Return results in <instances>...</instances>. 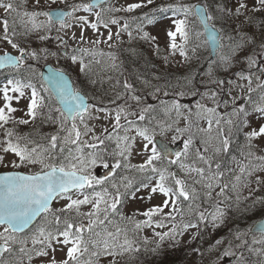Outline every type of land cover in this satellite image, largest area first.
<instances>
[{"label": "snow or ice", "instance_id": "6c2138e0", "mask_svg": "<svg viewBox=\"0 0 264 264\" xmlns=\"http://www.w3.org/2000/svg\"><path fill=\"white\" fill-rule=\"evenodd\" d=\"M34 2L36 6H39L41 0H34ZM58 2L67 4V0H46L49 10L20 13L18 11L19 6L13 3L12 0H0V9L4 12V16L0 17V25H2L3 29L2 34H0V40L6 42L19 53L18 55H12L8 51H4L0 55V68L11 66L19 69L27 59H38V54L35 50L26 51L14 41L12 37L16 35V31L15 28L10 29L9 17H12L13 22H15L16 17H27L26 24H30L31 27H26V34L40 30H43L45 33L64 31L67 34L68 29L79 27L81 30L79 35L80 42L82 44L90 43L96 45L106 41L99 39L87 40L85 38L86 29L90 28L93 32H99L101 27L107 29L109 28V24L116 25L119 23L115 18L105 20L106 12H133L146 6L145 3L141 2L129 4L126 8L105 9L103 5L108 0H90L88 3L67 5V9L70 10L51 9L50 6ZM146 3L152 4L153 0H146ZM97 8L100 10L95 11ZM167 10L164 8L160 9L162 12ZM171 10L174 15L180 14L184 17L183 19H174V30L167 32L168 47L173 55L179 52L181 57L188 58L187 45L192 39L188 17L193 15L200 21L201 28L203 29L195 33V38L199 40L203 36L204 42L208 44L209 48L215 49L225 71L231 66V62L237 54L245 50L246 44L254 43L251 38L245 40L244 35H241L240 41H235L233 37L229 36L228 39L232 41V44L229 46L230 54L222 55L221 50L224 48L222 43L224 36L221 34L222 29H218L215 23H212L216 20V17L209 15L207 8L191 5L178 8L173 7ZM248 10L249 4L247 0H236L232 8L225 5L218 9L225 16H234L236 18L243 16ZM251 10L255 12L264 11V0H254ZM79 12L88 13L89 16H94L95 19L90 20L89 16L77 15ZM39 16L45 17V20L37 23L36 19ZM148 23H152V20L148 19ZM123 30H128L127 23L123 26ZM10 31L11 37L9 35ZM119 34V32L116 33L117 36ZM128 34L131 37V32ZM57 38L61 39V46L66 48L67 42L63 41L61 37ZM112 38V33L109 31L108 41H111ZM142 38L145 40L155 39V37H149L146 32ZM39 39L44 41L49 39V37L48 35H40ZM71 39L74 41L77 39L74 32L71 35ZM197 47H199V44L193 47L192 51L195 52ZM261 48L262 51L256 54L261 58L260 63L251 55H246L244 59L247 62L249 70L256 67L264 75V67L260 66V64H264V44L261 45ZM44 51L47 52V50ZM52 55H56V53H52ZM63 55L70 59L73 64L78 63L81 72H86L89 64L85 63V57L95 58L97 55L103 56L104 53L95 49L77 46L72 49L71 54L64 51ZM96 62L99 63V61ZM209 75H211V72H209ZM236 75H238L240 80L247 81L249 95L240 98L245 102L240 105H237V98L233 97V109L230 115L238 119L241 117L246 118L249 112L245 104H251L252 111L259 114V118L264 119V82L257 84L262 94L259 96L258 101H253L251 97L253 91L251 87L253 83L252 75H245L243 71ZM48 79L50 83L54 84V94L60 103V107L54 109L59 113L60 131H67V136L62 139L65 143L77 145L76 152L82 153V148L80 147L81 136L87 135L88 132L92 131L88 127L85 117L99 119V117L91 115V110L94 106L87 103L84 96L72 87L62 71L51 72ZM256 80L260 81V76H257ZM214 83L222 85L224 81L216 80ZM229 83H232V81H229ZM123 87L126 90H132V86L127 82L124 83ZM239 87L243 91L245 86L241 84ZM26 89H30L31 91L25 115L31 120H35L44 105V97L35 85L31 82L24 83L19 79H9L3 87H0V98L3 100V106H0V128L4 129V139L0 140V151L5 154L11 153L18 158V162H11L12 167L19 168L24 165L39 164L41 169L39 172L29 175L20 173L0 175V228L3 229V231H0V264H9L3 257L5 253H12V245L17 243L21 245L19 252L27 256L29 261L32 260L33 254L37 257H49V251H51L53 255L47 260V264H97L101 256L115 257L123 255L125 252L139 251L138 248L133 247V243L127 238V229H121L117 226L115 231H111L106 225L114 224V218L118 216L121 220H127L133 224L134 230L163 228L166 226V220L175 222L177 216L182 217L184 215L186 209L183 202H187V211L191 213L195 201L199 199V193L185 179L180 178L178 173L171 171V165H177L179 169L184 170L186 176L195 173L198 179L193 180V184H201L207 190L205 196L209 199H211L214 187H220L219 181L223 176V173L219 171L221 165L216 163L215 168L217 171L214 172L212 170V159L201 153L199 149L196 151V158L206 165V167H195L184 162L189 156L193 143L191 137L183 141L182 152L171 153L167 144L160 143L157 145L155 127L140 126L136 121L128 120L129 114L137 115V113H128L124 107H119L116 110L112 133L106 135L104 139L94 136L93 139L96 143L84 142L85 147L91 148L94 151L87 153V155L73 156L72 150L69 149L68 156L57 162L55 150L57 149V141L60 139L58 135H51L49 146L45 147L35 144L26 137L17 136L12 129L6 128V125L10 122H16L12 114L18 111V109L12 106L13 100L19 103L20 99L25 97ZM45 91H49V89H45ZM155 91L158 92L160 89L157 88ZM9 93H12V95ZM167 94L165 92V95ZM179 95L182 97L184 93L181 92ZM209 98L215 100L216 93L213 92ZM131 99L137 104H140L142 100L141 97L136 95H132ZM185 107L179 101L174 100L171 109H167L166 111L174 110L179 117L182 109ZM195 107V113L189 110V117L195 115L207 119L208 131L212 129L213 121H215V124L219 128L223 117L217 113L216 108H207L201 103H197ZM217 107H219V102H217ZM153 110L152 105L141 107L138 114L139 121L147 119L148 124H151L154 117L148 118L146 114ZM96 111L104 112L107 117V109L97 108ZM122 116L127 122L126 125H121L120 123ZM189 117H185V119ZM48 119H52L51 115L48 116ZM77 120L84 126V133H81L79 130L76 123ZM69 121H71V127L66 129L65 125ZM29 122L28 119L18 121L19 124H28ZM189 122L191 123V121ZM226 123L232 125L233 120L228 119ZM241 123L248 126L246 119L241 120ZM156 127L160 128L161 135L171 129L170 124L158 123ZM121 128H123L125 133L134 132L135 135L129 136L125 134L120 136L118 132ZM188 130L187 127L175 129L177 133L181 134ZM104 131L107 133L108 129H104ZM220 135L223 138L220 141V146L215 148L216 154L221 152L227 153L230 147V139L224 135L222 128L220 129ZM259 137H264V124H261L258 129L253 128L247 133L246 140L248 141L249 149L252 147V141ZM137 138L142 142V152L138 154L144 155V161L143 163L134 165L129 163V160ZM113 139H115L116 148L119 151H114L111 154L114 163L110 165L102 154L100 146L104 145L105 140ZM176 139L177 137H172L173 141ZM207 151L208 149L205 148L204 152ZM60 152H64L63 147L60 148ZM172 155L175 156V159L169 158ZM248 155L251 156L252 153L249 152ZM256 159L264 161V157L261 156L256 157ZM4 160L5 157L0 155V164H4ZM237 163L239 164V162ZM97 165H102L104 169L109 170L103 178H98L92 174L91 169ZM256 167L252 165L251 161L248 164H239L240 174L236 175L234 179L238 182L244 175L251 176ZM120 169L145 175L139 185L134 186L135 181L133 178L127 175H118L117 170ZM260 170L264 171V166H260ZM260 182L261 180L258 178L257 183ZM98 186L99 190H97ZM228 187L229 185L225 183L218 195H223L224 190ZM232 187L235 188L236 185L233 184ZM141 188L149 189V200L153 195L158 193L163 197L162 202L144 211H138L137 214L144 217L142 220H135L133 217L124 216L121 212L124 199L128 196L135 198V193L140 191ZM58 200L66 201V203L62 207L54 209L52 207L53 201ZM84 206H90L89 210L86 212L82 211ZM166 209L168 210L167 212L165 211ZM210 215L215 227L218 226L217 221L222 222L224 212L222 209L217 208L215 213ZM37 217H41L43 223L30 237L33 248L28 250L23 246L28 243V239H18L17 234L23 233ZM157 217H159V220L155 219ZM198 219L199 222L204 223L207 217L201 211L198 213ZM178 227L177 224L173 223L172 229L169 232H154V235L159 237L161 241L166 237L174 239L177 234H182L183 230L190 227L197 228L198 224L191 222L184 223L180 233L177 231ZM257 231L261 236H264V224L259 225ZM86 233L87 236L85 235ZM122 233L124 234V240L123 243H120ZM236 239L239 240L240 236L237 235ZM144 243L147 244L148 240L145 239ZM221 243L222 241L220 240L216 241L217 246ZM57 246H60L62 250L66 248L65 258L60 261H57L54 255ZM239 246L237 245V247ZM230 248L231 245H229L228 249L223 250L213 264H220V261L225 257H235L236 264H245L242 254L237 257V254L231 251ZM86 254L88 255V259H82ZM20 264H22V261ZM109 264H116L115 259L109 261Z\"/></svg>", "mask_w": 264, "mask_h": 264}, {"label": "rangeland", "instance_id": "374dc122", "mask_svg": "<svg viewBox=\"0 0 264 264\" xmlns=\"http://www.w3.org/2000/svg\"><path fill=\"white\" fill-rule=\"evenodd\" d=\"M89 0H67V4L64 3H56L52 4L50 7H62L67 9V5H71L73 3H88ZM208 0H153L152 4H147L146 0H109L107 3V7L105 9H115V8H126L129 4L133 3H145L146 6L136 9L134 12L142 11L144 9H147L146 7H150L151 9H161L160 7L164 6H170L172 4H177L178 6H191L195 3L201 2L205 5V7L208 8ZM218 3H216L213 7V11L217 18V24L216 27L218 29H222L221 34L224 36V39L222 41L224 48L221 50L222 55H228L230 54V45L232 44V41L228 39L229 36L233 37L235 41H240L241 35H244L245 40H248L251 38V40L254 41V43H248L246 44L245 50L241 51L237 54V56L233 59L231 62V66L228 68L227 71H225L224 67L221 65V61L219 59V56L216 54L213 60H209V58H205V53H202L201 49L200 52L192 51L191 46L187 47V56L188 58L185 59L184 57H181L179 55V52H177L175 55L171 53V50L168 47V38H167V32L170 30H174V19H183L184 17L182 15L173 13H167L166 16H163L162 18L154 21L153 23H148L143 28L140 26H137V29H134L133 27H130L127 23L128 14L127 13H134V12H126V11H111L105 13V20H109L112 18H115L119 21L118 24L113 25L109 24V28H103L101 27L99 29V32H93V30L86 29L85 30V38L87 40H101L106 42H101L99 44L93 45V44H82L79 40L80 35V28L79 27H73L71 29L67 30V34H65L64 31L56 32L52 31L50 33H45L43 30L31 32L28 35L20 36L16 33L14 37V41L17 43L19 39H23L26 36L31 38H26L27 40H30L31 44L26 45V51H33L35 50L38 54V59L41 60L42 63H51L54 66H58V63L63 62L66 64L70 70H75L73 72L77 82L82 85L83 87H86L85 94L87 97L92 101L91 105H93V109L91 110V115L93 117H99V119H90L87 116L85 117L86 123L88 124V127L92 129V131L88 132L87 135H82L80 140V147L82 148V153L76 152L77 145L71 144V143H65V141L62 139L63 137L67 136V131H60V124L57 127L59 123V113L55 112L51 107H46V104L44 103L41 110H44L48 112L49 115H51L52 120L54 121V126L52 127L53 135H58L60 139H58L57 143L60 145H64L68 147L67 150V156L69 154V149H72V155L73 156H80V155H87V153L94 151L91 148L85 147L84 142L88 143H96V141L93 139L94 136H99L101 139H104L106 135L113 132V125L115 123L114 116L116 113V110L119 107H124L128 113H137V115H128V120L136 121L140 126H148V127H155L157 137H160L161 139L165 140L166 142H172L175 143L176 141H184L188 139L189 137L192 138V146L189 151L188 158L184 161L186 164L195 166V167H206L202 162L198 161L196 158V151L197 149L200 150L201 153H203L205 156L212 159L213 164V171H217L215 168V164L219 163L221 165V168L219 171H221L223 168H225L228 171L233 170V174L230 177V184L227 189L224 190L223 195H218L220 193L221 187L226 183L223 181V176L221 180L219 181L220 187H214L211 195V199L207 198L205 195H203L204 199L202 201L201 194H203V191L205 188L201 184H193V180L198 179L195 173H192L190 176H186L184 170L179 169L177 165H171L170 170L173 172L178 173L179 177L182 179H185L188 184L192 187H195L196 189L200 187L201 190L199 193V199H197L193 205V211L189 213L187 211V206L185 207V213L184 215L177 216V219L175 222L173 221H165L166 226L163 228H145L143 230H134V227L130 228H124L127 229V234H132L130 237H133L137 240H144L147 239L154 243H161L162 241L159 239V237L154 235V232H169L172 229L173 223L177 224L179 227L177 229L178 233H180L182 229V225L184 223L190 222L188 217L196 214V218L194 219L196 224H198L197 228H188L186 230L182 231V234H177L174 239L178 240L179 243H181L180 248L176 251L175 255L173 256V260H178V264H213L214 261L217 260L220 253L229 248V245L227 244V240L225 236L219 235L216 232H212V229L214 228L213 223L211 221V217L207 219L204 223L199 222L198 220V213L203 211L204 208L199 204L200 202L207 203L209 201H213V203L216 204V207L213 208V212L215 213L217 208H220L224 212L223 220L217 221V224L220 225V223L225 226L227 225L233 226V223H230V219L228 218L227 211L225 210L227 199L231 200V210H234V206L236 204V198L237 193L239 195V198L242 199L247 196V199L249 198L250 204H252V207H255V204L257 203V200L261 199L260 197L256 196L254 198H250L255 190L257 188L262 187L264 185V171L260 170V166H264V161L257 160L256 157L261 156L264 157V137H259L256 140L252 141V147L249 149L248 147V141L246 140V135L248 132H250L253 128L258 129V127L261 124H264V119L259 118V114L254 113L252 111V105L251 104H245L247 111L249 112V115L244 118L241 117L238 119L235 116H231L230 113L233 109L232 100L233 97L237 98V105L244 104V100H241V97H247L248 91H247V81L246 80H240L237 73H240L241 71L244 72L245 75H252L253 83L251 85L254 96L256 101H258L259 96L262 94L261 89L257 87L258 83L264 82V75H262L256 67H253L251 70L248 69L247 62L245 61L244 57L246 55H251L256 58L257 62L260 63V57L256 54L262 51L261 45L264 44V30L259 25L260 23L264 26V11L261 12H255L252 11V7L254 5V0H247V3L249 4V10L244 13L243 16L236 18V17H227L224 15V13L218 11V9L221 6H227L229 8H232L235 4L236 0H217ZM14 2V0H12ZM21 10V11H20ZM42 10H49L48 5L46 3V0H41V3L39 6L35 5L34 0H22L21 5L18 7V11L20 13L23 12H32V11H42ZM100 9H95V11H99ZM77 15H85L89 16L88 13L79 12ZM4 16V12L2 9H0V17ZM27 17L19 18V20H15L13 22L15 25H17V21L24 22V27H31L30 24H26ZM90 20H94V16H89ZM45 20V17L39 16L36 19L37 23H40ZM188 21L190 24V29L194 30L192 26L193 19L191 16L188 17ZM12 22V21H11ZM71 22V21H70ZM128 24V30L124 31L123 26L125 24ZM22 26V23H19ZM12 26V24H11ZM13 28V26H12ZM11 29V27H10ZM201 30V29H200ZM2 25H0V34H2ZM111 31L112 33V40L108 41V33ZM75 33L77 36V39L74 41L71 39L72 33ZM119 32V36L116 35V33ZM129 32H131V37L129 36ZM148 33L149 37H155L154 40L149 39L145 40L143 39V34ZM192 32V31H191ZM33 34V35H31ZM11 37V31L9 33ZM40 35H48L49 39L41 41L39 39ZM57 37H61L63 41L67 42V47H62V41L61 39H58ZM131 38L132 41H137L139 43H143L144 48L146 49V52L149 53L150 56L155 58V61L157 62V67L154 68V71L149 72L148 80L144 79H129L124 74V80L122 81H116L114 84L120 86L118 90L113 93L114 88H108L107 92L110 93V95L105 97L103 91L101 88L97 89H90L87 87V85H91V83H88L84 78L81 76L80 71V65L73 64L70 59L65 57L63 55L64 51H67L69 54H71L72 49L80 46V47H86V48H92L97 49L98 51H101L105 54H116L118 51L122 48L125 41L127 39ZM157 49H159L157 51ZM44 50H47L45 52ZM4 51H8L11 53H14L18 55L19 53L12 49L10 45H8L6 42H3L0 40V53H3ZM52 53H56V55H52ZM201 54V56H200ZM47 56V58H45ZM191 56H196V59H191ZM61 61V62H58ZM239 61V62H237ZM261 67H264V64H260ZM72 67V68H71ZM176 70L178 74H176L175 78H173L172 73ZM191 70L193 72H191ZM209 72H211V75H209ZM70 74V73H69ZM181 74V75H179ZM165 75L168 77L165 78ZM260 76V81L256 80V77ZM87 78H90V75L86 76ZM220 80L224 81L222 85H217L214 83V81ZM229 81H232V83H229ZM127 82L132 86V90H126L124 87V83ZM190 82V83H189ZM243 84L245 87L243 91H241L239 85ZM4 85L1 84L0 87H3ZM159 88L160 91H155V89ZM30 89H26V95L25 97L21 98L19 103H17L15 100H13L12 106L14 108H17L18 111L13 113L15 123L10 122L8 125H6V128L12 129L14 133L21 132L24 128L29 127L30 123L33 121L25 115L27 112V104L29 102V96H30ZM165 92L168 94L165 95ZM183 92L184 95L181 97L179 93ZM216 93L215 100L210 99L209 97L212 95V93ZM195 93V95H193ZM207 95H202V94ZM12 95V93H9ZM132 95H136L142 98L141 103L137 104L134 100L131 99ZM155 97V98H154ZM174 100L179 101L182 105H185L186 107L182 109L181 115L178 117L176 112L174 110L166 111L167 109H171L172 102ZM163 102V103H162ZM217 102H219V107H217ZM201 103L205 105L207 108H216L217 113H219L220 116L223 117L221 120L219 128L215 124V121H213L212 129L211 131H208V122L207 119H203L200 117H197L195 115L189 117V110H191L193 113L196 111V104ZM146 105H152L153 111L146 114V117L152 118L151 124H148L147 119L145 121H139L138 114L140 112L141 107ZM227 105V106H225ZM0 106H3V100L0 98ZM97 108H105L107 109V117L105 116L104 112H97ZM185 117H189L188 119H185ZM21 119H28L30 122L28 124H19L18 121ZM228 119L233 120L232 125H228L226 121ZM246 119L247 125L245 126L243 123H241V120ZM178 121V122H176ZM191 121V123L189 122ZM77 126L81 133L85 132L84 126L80 123L79 120L76 121ZM121 125H126L125 119L121 118L120 121ZM170 124L171 129L164 133L163 135L160 134V128L156 127L157 124ZM66 129L71 127V122H68L65 125ZM188 128L189 130L184 133H177L175 131L176 128L184 129ZM236 127L237 131L234 134H243V138L241 137V142L239 143V152L242 154L244 159L247 163L251 161L252 165L257 166L255 170L253 171V174L251 176L244 175L242 176L240 181H236L234 177L238 174V165L234 161H230L227 157L230 156V151L227 153L221 152L219 154L215 153V148L220 146V141L223 138L220 135V129L222 128L224 131V135L228 136L230 139V146H231V136L233 133L234 128ZM104 129H108V132L106 133ZM203 129V131H201ZM4 129L0 128V140L4 139ZM129 135L134 136V132L125 133L123 131V128H121L118 132V135ZM177 137L175 141L172 140V137ZM38 138V137H36ZM74 138V134H73ZM48 139V138H47ZM105 142H110L111 144H114L115 151H119V149L116 148V141L113 140H105ZM207 148L208 151L204 152V149ZM230 148V147H229ZM100 150L102 151V154L104 155L105 159L109 162L111 165L114 163V161H110L108 159L107 153H105L104 146H100ZM183 151V148L180 152ZM142 152V142L139 138H137L136 144L133 148L132 155L130 157L129 163L131 164H140L144 161V155L138 154ZM251 152L252 155L249 156L248 153ZM0 155H3L5 157L4 164H0V170H21L25 172H30L34 170H40L41 166L39 164L36 165H24L19 168L12 167L11 162L17 161L18 158H16L13 154L8 153L5 154L2 151H0ZM175 159V157H174ZM166 163V161H165ZM234 163V165H233ZM99 169H103L102 165H97L96 167L92 168V174L96 175L95 171ZM35 172V171H34ZM118 175H127L130 178H133L135 181V185H139L140 181L143 180L145 174H140L136 172H127L123 169L117 170ZM98 177V175H96ZM99 178V177H98ZM260 179L261 182L257 183V179ZM118 179V177H117ZM255 181V182H254ZM263 183V184H262ZM235 184L236 187L233 188L232 185ZM262 184V185H261ZM99 190V186L97 188ZM111 190V189H110ZM123 191V189H121ZM205 194V193H204ZM150 195L149 189L141 188L140 191L135 193V198L128 196L124 199L123 205L121 206V212L123 215H130L129 217H133L135 220H142L144 217L138 215V211H144L149 207L159 205L163 197L159 195L158 193L156 195H153L152 198L149 200L148 196ZM219 197L220 201H218L215 197ZM250 196V197H249ZM82 198V197H81ZM66 201L58 200L54 201L53 208H60L62 207ZM198 205V207H197ZM90 206H84L82 208V211H88ZM225 210V211H224ZM168 211L167 209L165 210ZM159 220V217L155 218ZM86 223V220H85ZM116 221H114V224L112 225H106L109 230L115 231ZM0 231H3L2 228H0ZM241 232L244 231H238L235 233L234 240L236 244L231 245L230 250L236 252L237 250H244L247 252L249 249L253 251V257L254 258H260L262 257L256 243L258 241H261V237H253L252 241H248L245 238V235L241 236ZM237 235L240 236L239 241L236 239ZM28 238V243L26 245H23L26 249L31 250L33 248V245L31 243L30 237ZM128 238V237H127ZM168 239L167 243L171 242L170 237H166ZM129 239V238H128ZM124 240V234L122 233L120 236V243ZM222 241V243L217 246L216 241ZM255 241V242H254ZM150 244V243H148ZM237 245H240L237 247ZM21 245L19 244V248ZM39 247V246H37ZM118 251V250H117ZM19 256L22 258L20 261H22V264H47V260L53 255L51 251H49V257H37L33 254V258L31 261L28 260L27 256H24L19 252ZM66 254V248L61 249L60 246H57V249L54 253L55 258L57 261L63 260L65 258ZM241 255V254H240ZM158 256V255H157ZM159 258L165 259V256L160 255ZM114 257L112 256H104L100 258L97 262V264H109V261L113 260ZM170 264V263H167ZM220 264H235V260H232L231 257H225L222 261H220ZM248 264V263H247Z\"/></svg>", "mask_w": 264, "mask_h": 264}, {"label": "trees", "instance_id": "16d2710c", "mask_svg": "<svg viewBox=\"0 0 264 264\" xmlns=\"http://www.w3.org/2000/svg\"><path fill=\"white\" fill-rule=\"evenodd\" d=\"M207 2L209 5L207 9L210 15H213L216 17V20L213 21V23L217 24L218 17L215 15L213 11V7L216 3H218V1L208 0ZM17 5L20 6V3ZM103 7L104 8L107 7V4H104ZM173 7L178 8L180 6H178L177 4H172L170 6L160 7V8L168 9L167 11H163V12L160 11V9L154 10V9H151L150 7H146L147 9H144L142 11H137V12L133 11L134 13L132 14L127 13L128 14L127 23H130L129 26L133 27L134 29H137V26H140L141 28H143L145 25L148 24V19H151L153 23L154 21L162 18L163 16H166L167 13H173V11L171 10ZM18 18L20 17H16L15 20H19ZM191 18L193 19V22L191 24L194 30L191 27L192 39L190 43L187 45V47L191 46V48H193L197 44H199V47L196 48V51L200 52L201 49L205 48L204 50H202V53H205V58H208L209 57L208 49H207L206 43L204 42L203 36H201L199 40L195 38V33L197 31H201L200 26L194 16H191ZM17 23L18 24L15 25L13 23L12 17H9L10 27L12 28L13 26L17 34H19L20 36H24V35L29 36L30 33L26 34V27H24L25 26L24 22L17 21ZM19 23H22V26ZM259 25L264 30V26L261 23ZM28 36H26L23 39H19V41H17L19 46L22 47L23 45H25V43L31 44L30 40L26 39V38H31ZM191 59H196V56H191ZM29 60L31 61L30 63L21 66L19 69L12 68V69H8L6 71L0 72V82L1 81L7 82L9 79H13V80L19 79L24 83L31 82L33 85H35L37 90L44 97V102L46 104V107H51L54 110L55 108H57V105L53 97L50 95V93L48 91H45L46 88L44 87V85L42 84L40 80V77L38 76L39 68L43 63L41 62L40 59L32 60L29 58ZM96 61H99V63H97ZM58 62H61V61H58ZM85 63L89 64V68L86 72L81 73V76H82L81 79L84 78L85 80H88L86 82L91 83V85H87L89 90L92 88L93 89L101 88L105 97L107 98L110 95V93L107 92V89L114 88L113 93H115L120 86L115 85L114 83L117 80L118 81L124 80V74L129 79L148 80L149 77L147 75H149V72L154 71V68L158 66L156 65L157 62L155 61V58H153L152 56L149 55V53L146 52V49L144 48L143 43L142 42L139 43L137 41L133 42L131 38L125 41L124 45L118 51V53L112 54V55L105 54L103 56L97 55L95 58L86 56ZM57 67L64 70L65 72L72 74L71 77L73 78L75 87L85 93L86 87H83L82 85H80L77 82L73 74L75 70L71 71L70 68L63 62L58 63ZM191 72L193 71L191 70ZM176 74L178 73L176 70H174L172 73L173 78H175ZM87 75H90L91 77L87 78L86 77ZM167 77L168 76L165 75V78ZM254 98L255 97H252V100H254ZM48 116L49 114L47 110L44 111L40 109V113L38 114L37 118L35 120H32L33 122L30 123L29 127L24 128L21 132H18L15 135L26 137L27 139L33 141L37 145H43L45 147H48L49 139L51 135H53L52 127L54 126V121L52 119L49 120ZM56 126L58 127L59 123ZM236 132H239V131H237L235 127L232 133L233 139L231 140V146L229 148V151L231 155L239 156L241 154L239 152V143L241 142L242 136L241 134L239 135L234 134ZM103 146L105 149L104 152L107 153V155H109L108 159L111 162L114 161L111 154L115 151L114 149L115 145L111 144L110 142H105ZM61 147L64 148L63 153L60 152ZM67 150H68L67 146L60 145L59 143H57V149L55 150V159L57 162L63 160V158L67 156ZM34 171H37V170H34ZM202 198L204 199L203 195H201V199ZM216 199L220 201L219 197H216ZM231 203H232L231 201L230 202L227 201V203H225L226 204L225 210L227 211L228 218L230 219V223H233L234 225L230 227L229 225H227L228 228H226L220 223V225L215 226L212 229V232H216L219 235L225 236L228 245L235 244L233 240L235 231H239L242 229L246 231L245 224L248 225L252 222L253 218H257L260 215H264V210H256L255 212L253 210L250 218L245 220L242 217V214L240 211L241 209H237L234 206V210H231L230 208ZM199 204L204 208L202 212H204L207 219H209V217H211L210 214H212L213 212V208L216 207V204L213 203V201H211V203L209 201H207V203L200 202ZM184 207L186 206L184 205ZM259 207H261V205ZM253 213H254V217H253ZM124 216L129 217L130 215H124ZM195 218H196V214H193L188 217L191 223L196 222L194 220ZM114 221H116L117 226L120 227L121 229L134 227L133 224L129 223L127 220H121L118 216L114 218ZM42 223H43V220L41 219L38 222L37 227H39ZM30 232L31 231L26 232L21 235H17V236L21 237L22 239H26L30 235ZM85 235L87 236V233ZM130 235L132 234H127V237L133 243V247L138 248L139 251L125 252L123 255L115 256L114 259L116 261V264H167V263L178 264L177 259L173 260V256L175 255L176 251L181 246V243H179L178 240L171 239V242L167 243L168 239L165 238L159 244L148 240V243L150 244L148 243L145 244L143 239L137 240L133 237H130ZM258 245H260V248L262 252L264 253V240L261 241ZM117 250L119 251V249ZM160 255L165 256V259L159 258ZM4 256L6 259L9 257V254H6ZM253 256H254L253 251H251L250 249L247 252L243 253V259L248 264H253V259H252ZM102 257L104 256H101L100 258ZM82 259L87 260L88 255L86 254ZM262 259H260V263H264V258ZM9 261H10L9 263H12V262L15 263L17 261V256H15L14 258L12 256L9 259Z\"/></svg>", "mask_w": 264, "mask_h": 264}, {"label": "water", "instance_id": "95a60500", "mask_svg": "<svg viewBox=\"0 0 264 264\" xmlns=\"http://www.w3.org/2000/svg\"><path fill=\"white\" fill-rule=\"evenodd\" d=\"M195 5H198V6L204 7V5L201 4V3H197V4H195ZM55 9H61V8H55ZM198 21H199V20H198ZM199 22H200V21H199ZM209 49H210V48H209ZM215 54H216L215 49H210V58H211V59H213V58L215 57ZM9 67H10V66H9ZM0 69H2V68H0ZM55 71H57V69H55L54 67H52L50 64H46V65L43 66L42 71H41V74H42V79L44 80V82L46 83V85L48 86V88L50 89V91L52 92L53 96L55 97L56 101H57L58 104L60 105V103H59V101H58L56 95L54 94V84L50 83V82H49V79H48L49 76H50V74H51V72H55ZM59 71H60V70H59ZM63 73H64V72H63ZM64 75H65V78L68 80V82L72 85L69 76H68L67 74H65V73H64ZM72 87H73V86H72ZM80 94H81V93H80ZM81 95H82V94H81ZM82 96H83V95H82ZM84 98H85V97H84ZM85 101L88 103V100H87L86 98H85ZM155 140H156V142H157V145H159L160 143L167 144V146H168V148H169V150H170L171 153L178 152L179 149H180V144H179V143L171 144V143H168V142H166V141H164V140H162V139H160V138H155ZM172 156H173V155H172ZM172 156H170V157H172ZM108 171H109L108 169H104V170H102V171H100V172H98V173H99L100 175H105ZM6 173H20V174H24V175H29V174H27V173L20 172V171H5V172H0V175L6 174ZM37 218H38V217H37ZM37 218H36V219H37ZM34 221H35V220H34ZM34 221H33V223H34ZM33 223H32V224H33ZM32 224H31V225H32ZM261 224H264V217H263L262 219L256 221V222L253 224V226L251 227L250 232H251V233H259V232L257 231V229H258L259 225H261ZM29 226H30V225H29ZM25 230H26V229H25Z\"/></svg>", "mask_w": 264, "mask_h": 264}]
</instances>
